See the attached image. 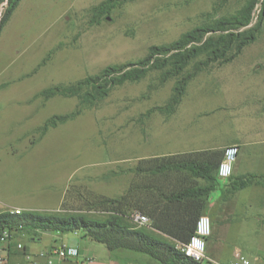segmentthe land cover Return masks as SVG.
Returning a JSON list of instances; mask_svg holds the SVG:
<instances>
[{
	"label": "rangeland",
	"instance_id": "rangeland-1",
	"mask_svg": "<svg viewBox=\"0 0 264 264\" xmlns=\"http://www.w3.org/2000/svg\"><path fill=\"white\" fill-rule=\"evenodd\" d=\"M254 2L22 0L0 36V211L99 222L120 217L130 228L177 245L136 224L134 215L147 216L140 203L160 190L181 182L211 185L189 170L161 172L164 159L219 164L231 141L253 125V112L264 104V0L238 30L254 33L255 40L230 62L200 56L176 77L164 75L169 68L153 70L92 105L82 103L84 93L49 97L47 91L138 62L152 47L239 15ZM6 5H0V18ZM179 83L184 95L173 111ZM64 116L72 117L61 122ZM51 119L56 127L45 129ZM214 178L200 214L212 221L207 256L229 264L239 251L252 264H264V175ZM126 194L122 206L105 201ZM83 234L23 230L16 240L41 250L84 240Z\"/></svg>",
	"mask_w": 264,
	"mask_h": 264
},
{
	"label": "trees",
	"instance_id": "trees-1",
	"mask_svg": "<svg viewBox=\"0 0 264 264\" xmlns=\"http://www.w3.org/2000/svg\"><path fill=\"white\" fill-rule=\"evenodd\" d=\"M4 1L0 0V5ZM21 1L7 0V5L0 18V36ZM257 2L258 0L249 4L239 15L221 19L212 26L195 29L170 45L152 47L150 53L138 62L110 66L103 70L100 75L88 77L70 86L52 88L47 93L49 97H73L84 93L83 96H80L82 103L92 105L104 99L113 87L127 82L140 81L153 70L169 68L170 70L164 75L176 77L192 59L200 56L212 58L211 61L221 59L224 63L230 62L242 52L244 47L255 40L254 33H240L238 30L250 23L252 11ZM208 34L219 36L205 39ZM199 65H203V63H199ZM184 90V84L179 83L170 101L173 111L180 104ZM71 117L64 116L60 119L61 122H65ZM56 125L55 119H51L46 123L45 129L56 127ZM163 161H167V163L161 164L159 169L161 172L172 169L189 170L195 179H201L211 184L206 188H201L199 186H187L181 182V185L176 189L171 191L160 190L157 196L145 197L142 203L139 202L141 204L140 209L150 219V228L170 237L177 243H187L194 235L197 220L205 209L204 197L215 190L212 184L215 180L214 173L218 178L217 170L222 160L219 164L211 163L210 160L204 161L202 164L195 161L188 163L180 161L177 157ZM250 185L244 184L241 188ZM127 197L128 194L121 197L120 200L106 198L105 201L114 206H122ZM4 229L56 231L62 234L82 231L87 236L92 237L95 242L106 246L109 251L123 249L143 253L149 255L159 264H199L186 258L176 245L161 241L145 231L126 226L120 217L99 222L83 216L64 218L40 216L31 212H25L22 215L0 212V233Z\"/></svg>",
	"mask_w": 264,
	"mask_h": 264
},
{
	"label": "built area",
	"instance_id": "built-area-1",
	"mask_svg": "<svg viewBox=\"0 0 264 264\" xmlns=\"http://www.w3.org/2000/svg\"><path fill=\"white\" fill-rule=\"evenodd\" d=\"M240 150L237 146L227 147L224 151L222 161L217 170V176L221 180H228L233 175L234 165L238 159ZM14 215H22V210L11 211ZM139 226H149L150 219L136 213L133 218ZM18 231L4 229L0 233V264H62L68 261H75L80 256V251L74 246H52L47 250L32 254L26 251L24 244L16 240ZM212 236V221L210 217L204 215L199 217L196 223L195 233L187 243H177V249L186 258L199 264H222L207 256V243ZM14 250V251H12ZM18 252L22 255L20 262L12 263L13 253ZM234 260L229 264H252L251 261L243 256L239 251L235 253ZM79 264V263H77Z\"/></svg>",
	"mask_w": 264,
	"mask_h": 264
},
{
	"label": "crops",
	"instance_id": "crops-1",
	"mask_svg": "<svg viewBox=\"0 0 264 264\" xmlns=\"http://www.w3.org/2000/svg\"><path fill=\"white\" fill-rule=\"evenodd\" d=\"M253 120V125L251 124L250 128L246 129V133L241 134L240 137L230 143L232 144L231 146H237L240 150L238 159L234 165L232 177L240 178L247 175H264V163L261 164L262 161H264V104L258 111L253 112ZM247 151L250 152L249 158L245 155V152ZM246 162H250V166L244 165ZM251 164H253L254 167ZM18 210L21 209L18 208ZM83 233L84 240L76 241L75 243L68 245L79 249V258L75 261H68L62 264H159L149 255L143 253H135L123 249L109 251V249L104 245L103 248L101 246H97L102 244L95 242L92 237L87 236L85 232ZM32 240L41 241V237ZM24 246L27 252L37 254L47 250L53 245H49L45 249L41 250L31 249L26 246V243ZM21 259L22 255L15 252L12 255L11 261L12 263H17L20 262Z\"/></svg>",
	"mask_w": 264,
	"mask_h": 264
}]
</instances>
